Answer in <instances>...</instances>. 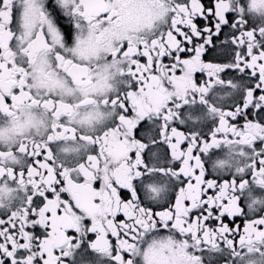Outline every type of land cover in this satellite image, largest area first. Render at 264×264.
I'll return each mask as SVG.
<instances>
[{"label": "snow or ice", "instance_id": "obj_1", "mask_svg": "<svg viewBox=\"0 0 264 264\" xmlns=\"http://www.w3.org/2000/svg\"><path fill=\"white\" fill-rule=\"evenodd\" d=\"M0 264H264V0H0Z\"/></svg>", "mask_w": 264, "mask_h": 264}, {"label": "flooded vegetation", "instance_id": "obj_2", "mask_svg": "<svg viewBox=\"0 0 264 264\" xmlns=\"http://www.w3.org/2000/svg\"><path fill=\"white\" fill-rule=\"evenodd\" d=\"M202 2H203L205 5H209V6L212 5V4H214V0H202ZM227 31H228V29L225 28V32H227ZM141 59H143V58H141ZM196 78H197L198 80H200V79H202V78H204V77L202 76V74L197 73V74H196ZM209 170H211V165H210V164H209ZM209 178H210V177H209ZM161 182H162V183L164 182L163 178L161 179ZM176 191L178 192V187H177ZM172 202L174 203V194H173V196H172ZM156 210H161V209H156ZM243 221H244V217H237L236 220H235V224H232V222H231V218H226V220H225L226 223H229V226H230V227L240 226L241 230H242V227H243ZM214 226H215V225H214Z\"/></svg>", "mask_w": 264, "mask_h": 264}]
</instances>
